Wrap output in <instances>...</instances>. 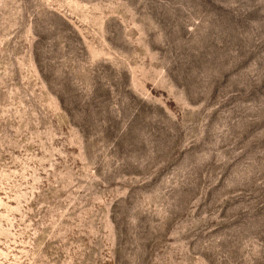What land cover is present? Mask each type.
Returning a JSON list of instances; mask_svg holds the SVG:
<instances>
[{
    "label": "rangeland",
    "instance_id": "rangeland-1",
    "mask_svg": "<svg viewBox=\"0 0 264 264\" xmlns=\"http://www.w3.org/2000/svg\"><path fill=\"white\" fill-rule=\"evenodd\" d=\"M0 264H264V0H0Z\"/></svg>",
    "mask_w": 264,
    "mask_h": 264
}]
</instances>
